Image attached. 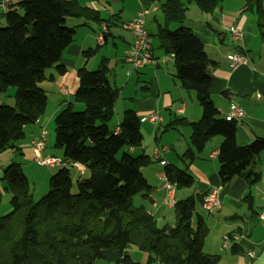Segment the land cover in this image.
<instances>
[{
    "label": "trees",
    "instance_id": "trees-1",
    "mask_svg": "<svg viewBox=\"0 0 264 264\" xmlns=\"http://www.w3.org/2000/svg\"><path fill=\"white\" fill-rule=\"evenodd\" d=\"M242 2L243 12L255 16L264 38V0ZM191 4L201 14L212 15L220 1L165 0L158 8L161 24L155 32H148L159 44L156 49L172 58L173 76L180 88L194 92L201 108L197 121L173 118L164 130L189 127L190 147L179 156L188 163L212 138L220 137L217 162L221 184L234 177L257 182L258 173L251 164L264 150V136L239 146L235 141L238 119L226 120L219 115L210 96L209 60L202 43L183 25ZM120 14L103 18L98 10L78 0H13L10 10L2 14L6 25L0 28V95L15 88L14 104H0V154L17 150L24 127L45 114L47 96L41 83L54 80L53 74H45L46 69L53 68L56 75L67 70L62 54L73 43L77 27L67 26V19L81 21L78 26L104 24L97 40L99 34L107 39L113 26L123 27ZM130 21L124 24L125 29ZM173 24L178 27L171 30ZM104 40L83 51V59L94 57ZM107 62L102 55L94 70L85 66L77 69L78 87L72 101L53 117L54 149L61 151L60 158L68 167L50 176L46 194L33 199L18 163L3 169L0 202L2 195L8 194L10 212L0 216V264H217L218 256L203 250L209 230L198 209L205 194L194 191L175 202L177 222L172 227L157 226L151 215L133 205L135 195L150 190L141 169L152 161L142 148L141 118L135 110L124 109L118 124L109 126L119 89L109 82ZM74 103L81 104L82 110L72 111ZM123 149L126 151L118 157ZM129 149L140 152L132 156ZM72 164L88 172L86 178L75 182L74 192L68 171ZM185 168L163 167L164 176L176 190L194 186L188 164ZM242 200L251 211V196ZM236 219L242 217L231 218ZM129 248L145 254V262L134 261ZM231 248L236 250L235 245Z\"/></svg>",
    "mask_w": 264,
    "mask_h": 264
},
{
    "label": "crops",
    "instance_id": "crops-1",
    "mask_svg": "<svg viewBox=\"0 0 264 264\" xmlns=\"http://www.w3.org/2000/svg\"><path fill=\"white\" fill-rule=\"evenodd\" d=\"M119 1L125 2V0ZM163 1L165 0H136V5L128 7L129 15L125 20L123 19L125 8L121 7L117 9V12L121 13L120 20L126 24L141 9H147L145 22L148 23L151 20L154 29H156V25L162 22L158 21L156 13L159 12V5ZM219 1L220 5L214 14L203 16L199 13L194 22H189L191 20L187 18L186 13L183 24L187 21L188 25H184L190 28L202 43L209 60L207 71L211 76L210 96L219 115L226 116L232 104L237 105L244 113V116L237 120L235 131L237 145L243 146L252 142L256 137L264 136V38L261 37L255 16L250 12H243L242 0ZM81 4L98 10L103 18L117 13L110 0H84ZM116 6L117 4H115ZM72 20L77 23L74 25L77 26L75 35L76 30L80 32L76 36L78 42L76 43L74 40L62 54L61 62L67 70L63 75L50 73L54 75V80L41 83V87L46 92L47 105L49 97H52L53 107L48 111L49 113H47L46 107L45 114L36 123L24 128V137L16 144L17 150L10 149L0 154V177L3 166L6 164L18 163L24 172L23 165L35 162L32 141L38 137L43 128L45 116L46 119H53L58 111L72 101L73 94L78 87L77 69L82 66L89 70L94 69L103 55H99L101 48L94 56L96 60L94 68L88 67L91 58L86 61L80 60L86 47L91 48L94 43L95 46L98 45L96 35L104 24L78 26L82 22L76 19ZM124 24L121 29L128 33L127 39L115 36L111 30L108 38L104 37L103 48L107 46L108 39L117 38L116 40L120 42L118 46L112 43L111 50L106 56L109 68L108 79L110 76L109 82L112 80L115 88H118L116 80L121 77V74L127 77L130 75L127 73L129 65L124 62L123 55L131 43V36ZM113 28L120 27L113 26ZM230 28L239 31L238 39L232 37ZM152 43L153 56L157 60V66L145 65L135 70L138 76H149V85H144L141 97L140 94L138 97L135 95L130 97L125 108L135 110L139 118L157 112L161 120L153 127L150 125L151 123L144 121L151 128L146 126L144 130H141L143 125L140 126L143 142H145L144 146L142 142V148L152 161L141 169L150 190L144 195H136L132 199L133 205L141 207L151 215L157 226L172 227L177 222V216L173 210L175 202L191 195L194 191L206 194L215 190L220 201V209L213 214L205 213L200 207L198 209L209 230L203 243L204 252L218 256L217 264H264V219H258L264 213V150L253 159L251 164L258 173L257 182L248 183L242 177H234L227 184H221L217 162L218 148L222 140L220 137L212 138L213 140L196 155L192 162H182L179 156L190 147L189 127L182 125L165 131L164 126L173 118H185L186 121L195 122L201 116V108L197 103H194L188 92L180 88L173 74L161 70L162 65L167 67L166 64L171 62L172 58L163 55L161 50L156 49L159 44L155 39L152 40ZM235 53L242 54L245 62L232 68L225 55ZM127 82L122 84V79L120 80L122 89L125 88ZM5 97L6 95L3 98L0 95V104L4 103ZM9 97L13 101V97ZM158 133L160 134L158 135ZM128 151L137 154L140 152L139 149H129ZM42 154H45L44 151ZM155 154L159 156L158 159L154 157ZM166 164L179 169H186L185 166L188 164L187 171L194 179V186L181 190L174 188L172 191H168L165 182L160 178ZM73 168L78 170L82 167ZM84 174L81 173V175ZM2 191L3 186L0 184V192L2 193ZM245 195H250L252 198L251 211L242 200ZM233 216H241L242 219L231 220ZM232 245H235L236 250L231 248ZM128 253L136 262L143 263L146 260V255L136 249L129 248Z\"/></svg>",
    "mask_w": 264,
    "mask_h": 264
},
{
    "label": "rangeland",
    "instance_id": "rangeland-1",
    "mask_svg": "<svg viewBox=\"0 0 264 264\" xmlns=\"http://www.w3.org/2000/svg\"><path fill=\"white\" fill-rule=\"evenodd\" d=\"M79 1H80V3L82 1L84 2V0H82V1L79 0ZM110 1H111V4H112V7H114V10H116V12H117V9H119L121 7L125 8V15L123 16L124 20L129 15L128 14V7L136 5V0H125L124 3L120 2L119 0H117V2H115V0H110ZM115 4H117L116 7H115ZM199 13L200 12L198 11V9H196L194 4L189 5V9H188V12H187V18H189L191 20L189 22H194L195 21L194 19L197 18ZM156 17H157L158 21L161 20L160 12L156 13ZM76 24L77 23L75 21H73L72 19H67V21H66V25L67 26H74ZM184 24L188 25L187 21ZM5 25L6 24H5V21H4V17L2 15V13L0 12V28L5 27ZM145 27H146V30L148 32H151V33L155 30L154 29V24L151 23V20L148 21V23H146ZM177 27H178V24H173V25H171L170 29L173 30V29H175ZM79 32H80L79 30H76V35H75V38H74L76 43L78 42V40L76 39V36L78 35ZM111 33H113L115 36L117 35V36L123 37L124 39L125 38L127 39L129 37L128 33L126 31L122 30L121 28H112L111 29ZM91 35H93V34H91ZM116 39H113V40L112 39H108L107 46L105 48L101 49V53L99 55L103 54L104 56H107V54L110 52L109 50H111L112 43L117 44V46H118L120 42L118 40H116ZM94 46H95V43H94V45H92V47H94ZM87 48H89V47H86L84 49V51L87 50ZM167 58H169V57H167ZM82 59H83V57L80 58V60H82ZM169 60L171 61L170 58H169ZM95 62H96L95 58L92 57L88 67L89 68H94ZM166 65H167V67H165V65H162L161 70L165 71V72H168V73L170 72V74L174 75V67H173L172 61L168 62ZM128 70L131 71L130 67H128ZM53 72H54V69L50 68V69H46L45 74L48 75V74L53 73ZM135 72H136L135 70L131 71L130 75L128 77L125 76L124 74H121V77L116 80L117 87H118V89H120V92H119L118 97H117L116 102H115L113 119H112V121L109 124V126L111 128H114L117 125V123L119 122V120H120V118L122 116V111L126 108L127 103H129V98L133 97L134 95L136 97H138L139 94H140V97H141V95H143L142 88L144 87L145 84L149 85V83H148L150 81L149 80V76H147V75L138 76ZM109 79H111L110 76H109ZM121 79H122V84L125 81H128L124 89L121 88V85H120L121 83H119ZM110 83L112 85H114L112 80H111ZM14 92H15V88L14 87H10L5 94H1L2 98L4 97V95H6L4 104L10 105V106H12L14 104V101L10 100V97H9V96L13 97L14 96ZM188 93L191 95L192 100L194 101V103H197L196 100H195L194 92L189 91ZM52 107H53V100H52V97H49V102H48V105H47V113H49L48 111ZM82 107L83 106L81 104L74 103L72 111L79 112V111L82 110ZM150 125L153 127V124H150ZM156 125L157 124H155L154 126H156ZM141 126H142L141 130H144V128L146 126L151 128V126H149V124L147 122H144V121H142ZM42 129H44L46 131L45 144H44V153L45 154L44 155L42 154V156H55V157L58 156V157H60L61 154H62L61 151L57 150V149H54V130H53L54 129V125H53V119L52 118H50V119L47 118L46 119V116H45V120L43 122V128ZM159 134L160 133H158V135ZM144 145H145V142H143V146ZM123 151H126V149L120 150L118 152L117 156L120 157L122 155ZM131 155L132 156H136L137 153L133 152V153H131ZM8 165L9 164L4 165L3 169L6 166H8ZM28 165H30V166H28ZM28 165H26V164L23 165V169H24V172L26 174V175L25 174L24 175L26 176L27 180L29 181V184H30V187H31V190H32V194H33V199L34 200H38L44 194H46V192L48 191V182H49L50 176L52 174L56 173L61 168L60 167L47 168L46 166H44V165H42V164H40V163H38L36 161L35 162L32 161L31 163H28ZM68 171H69V174H70V177H71V180H72V185H73L72 186V191L74 192V190H75V182L77 180H81V179L86 178L88 176V172H87V170L85 168H81V169L76 170L73 167H69ZM81 173L82 174L85 173V174L81 175ZM0 184H2V186H4L3 182H0ZM137 195H141V194H137ZM8 199H9V195L8 194H3L2 195L1 202H0V216L10 212V205L8 203ZM143 263H144V261H143Z\"/></svg>",
    "mask_w": 264,
    "mask_h": 264
},
{
    "label": "built area",
    "instance_id": "built-area-1",
    "mask_svg": "<svg viewBox=\"0 0 264 264\" xmlns=\"http://www.w3.org/2000/svg\"><path fill=\"white\" fill-rule=\"evenodd\" d=\"M13 0H0V12L2 14L7 13L10 10ZM147 9H141L127 25L126 29L130 32L132 41L128 49L124 53V60L129 65L130 70L134 71L145 65H151L153 67L157 66V60L153 56V43L152 39L145 28V17L147 15ZM104 30V29H103ZM230 34L234 39L240 37L238 30L234 28L229 29ZM104 39V35L99 34L97 36V41L99 43ZM225 58L230 61V66L235 68L240 64H244L245 58L240 53H235L231 55H225ZM128 71L127 73H130ZM244 116L242 109L237 105L232 104L229 107V113L225 116L226 120L241 119ZM142 121H148L149 123L155 125L161 120L157 112H152L146 115V117L141 118ZM117 130V128H116ZM46 131L41 129L38 137L32 141V151L34 161L46 166L47 168H67V164L63 162L60 157L55 156H42L44 151ZM166 149V147H164ZM154 157L158 159V155L155 154ZM77 164H72L71 167H77ZM160 178L165 182V187L168 191L174 189V185L168 183L164 174L160 175ZM201 208L207 213H214L220 209V201L217 197L216 191L211 190L205 194ZM260 220L264 219V213L259 216Z\"/></svg>",
    "mask_w": 264,
    "mask_h": 264
}]
</instances>
